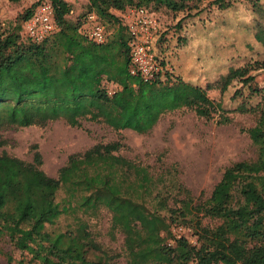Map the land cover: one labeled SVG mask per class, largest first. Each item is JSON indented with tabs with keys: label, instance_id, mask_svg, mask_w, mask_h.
Masks as SVG:
<instances>
[{
	"label": "trees",
	"instance_id": "trees-1",
	"mask_svg": "<svg viewBox=\"0 0 264 264\" xmlns=\"http://www.w3.org/2000/svg\"><path fill=\"white\" fill-rule=\"evenodd\" d=\"M42 1L51 6L56 31L34 43L21 29ZM86 1L87 11L71 24L65 20L69 4L38 0L16 17L19 27L0 37V132L56 121L79 128L86 121L143 135L162 115L180 109L205 120L218 114L221 125L229 122L228 112L256 113L258 105L226 111L205 89L161 67L150 82L129 75L124 28L109 10H149L151 3L177 13L200 0ZM222 2L212 4L224 7ZM87 14L116 23L114 37L99 45L83 38L78 29ZM255 40L264 44L259 32ZM247 71L229 69L219 92L233 81L250 89ZM106 85L115 89L108 93ZM262 104L245 130L255 158L225 167L202 203H194L177 183L120 156L117 141L68 155L54 178L40 169L35 145L30 162L0 154V241L38 264H109L89 232L90 220L104 210L108 235L122 236L124 264H264V99ZM60 219L70 221L64 230L56 226ZM202 219L218 224L203 226ZM172 227L189 228L194 244L175 238Z\"/></svg>",
	"mask_w": 264,
	"mask_h": 264
},
{
	"label": "rangeland",
	"instance_id": "rangeland-1",
	"mask_svg": "<svg viewBox=\"0 0 264 264\" xmlns=\"http://www.w3.org/2000/svg\"><path fill=\"white\" fill-rule=\"evenodd\" d=\"M37 1H1L0 37L19 27L21 23L16 17ZM213 1L200 0L195 7L177 13L151 3L147 5L160 24L153 44L156 64L161 62L159 67L168 74L205 89L207 97L220 103L226 111L239 105L247 108L258 105L256 113L228 112L229 122L221 125L217 123L218 114L205 120L191 110L180 109L162 115L143 135L129 130L113 131L86 121H82L79 128L56 121L41 128L1 131L0 154L30 162L34 152L31 147L35 145L41 158L40 169L54 178L68 155L81 153L96 143L117 141L122 145L118 151L120 156L145 166L154 177L161 175L182 186L189 191L194 203L205 201L225 167L255 158V148L245 130L252 127L264 99V44L255 40L257 32L264 40V0H223L224 7L212 4ZM69 7L65 20L74 24L87 11V1L79 0ZM109 13L118 14L111 9ZM99 22L106 30L107 40L114 37L117 24L106 19ZM241 67H247L246 76H252L250 89L233 81L220 93V79L229 69ZM114 89L115 86L106 85L108 93ZM61 197L59 192L57 200ZM108 219L104 210L98 211L89 222V232L110 257L109 264H124L122 236L119 233L108 235ZM66 223L70 221L60 219L56 226L64 230ZM201 223L213 227L218 221L202 219ZM173 228L170 229L172 235ZM182 229L179 236L194 244L192 231ZM0 264L38 263L3 240L0 241Z\"/></svg>",
	"mask_w": 264,
	"mask_h": 264
},
{
	"label": "built area",
	"instance_id": "built-area-1",
	"mask_svg": "<svg viewBox=\"0 0 264 264\" xmlns=\"http://www.w3.org/2000/svg\"><path fill=\"white\" fill-rule=\"evenodd\" d=\"M3 0H0V2ZM71 5L79 0H62ZM118 22L124 28L125 46L129 60V75L138 77L142 82L155 80L160 70L153 53V44L160 31L157 17L148 9L127 8L117 14ZM56 31L52 9L47 1H42L32 16L24 22L21 36L30 42L38 43ZM79 34L93 44L107 41L106 30L94 14H87L78 29ZM175 238H180L182 227H174ZM176 231V232H175Z\"/></svg>",
	"mask_w": 264,
	"mask_h": 264
}]
</instances>
